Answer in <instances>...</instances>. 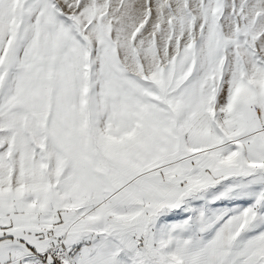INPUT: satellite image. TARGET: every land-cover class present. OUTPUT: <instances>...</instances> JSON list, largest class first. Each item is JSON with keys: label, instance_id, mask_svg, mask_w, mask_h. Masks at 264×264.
<instances>
[{"label": "snow or ice", "instance_id": "obj_1", "mask_svg": "<svg viewBox=\"0 0 264 264\" xmlns=\"http://www.w3.org/2000/svg\"><path fill=\"white\" fill-rule=\"evenodd\" d=\"M0 264H264V0H0Z\"/></svg>", "mask_w": 264, "mask_h": 264}]
</instances>
